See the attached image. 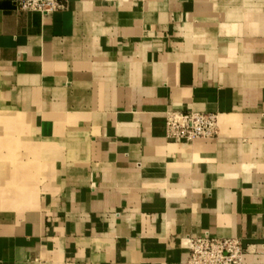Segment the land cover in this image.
<instances>
[{"label":"crops","instance_id":"0c3cea01","mask_svg":"<svg viewBox=\"0 0 264 264\" xmlns=\"http://www.w3.org/2000/svg\"><path fill=\"white\" fill-rule=\"evenodd\" d=\"M14 1L0 142L22 147L17 171L0 155L18 181L0 187V264H184L206 233L264 264V0H69L44 17ZM171 112L217 115V137L168 140Z\"/></svg>","mask_w":264,"mask_h":264},{"label":"built area","instance_id":"2783aa9c","mask_svg":"<svg viewBox=\"0 0 264 264\" xmlns=\"http://www.w3.org/2000/svg\"><path fill=\"white\" fill-rule=\"evenodd\" d=\"M16 9L41 16L65 11L69 0H15ZM218 117L207 113H175L165 118L166 138L173 141L193 143L198 139L217 137ZM188 257L184 264H244L247 252L239 239H218L204 234L190 239L187 244Z\"/></svg>","mask_w":264,"mask_h":264},{"label":"rangeland","instance_id":"374dc122","mask_svg":"<svg viewBox=\"0 0 264 264\" xmlns=\"http://www.w3.org/2000/svg\"><path fill=\"white\" fill-rule=\"evenodd\" d=\"M0 115H3V113H1ZM17 115L14 117L18 118ZM0 119H2V118H0ZM1 132H2V129L0 128V133ZM21 147H22L21 144L18 142H11L10 144H5V146L3 143L0 142V155H2L3 151L6 152L7 156L11 155L10 159L5 160V163L7 164V167H8L7 169H9V171H11V172L17 171V169L19 168L18 167V165H19L18 154L20 152ZM3 162L4 161H2V160L0 161V163H3ZM16 178H17V176H14V175H5V178L2 175H0V187H1V185H2L1 183H3L4 179L6 180V182L9 181L11 183V189H13V190L8 191L7 194L12 198L15 197L16 195H18V191L16 190V188H17L16 185L18 184V181H15ZM32 179H34V177L27 176L26 177L27 183L32 182Z\"/></svg>","mask_w":264,"mask_h":264},{"label":"bare ground","instance_id":"6f19581e","mask_svg":"<svg viewBox=\"0 0 264 264\" xmlns=\"http://www.w3.org/2000/svg\"><path fill=\"white\" fill-rule=\"evenodd\" d=\"M5 115V114H4ZM4 115H0V118H2Z\"/></svg>","mask_w":264,"mask_h":264}]
</instances>
